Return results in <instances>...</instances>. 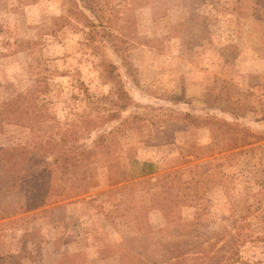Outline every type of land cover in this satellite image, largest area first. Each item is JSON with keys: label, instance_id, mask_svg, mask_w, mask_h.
I'll use <instances>...</instances> for the list:
<instances>
[{"label": "rangeland", "instance_id": "rangeland-1", "mask_svg": "<svg viewBox=\"0 0 264 264\" xmlns=\"http://www.w3.org/2000/svg\"><path fill=\"white\" fill-rule=\"evenodd\" d=\"M87 17L106 28L92 45ZM102 61L116 64L132 100L77 147L114 128V159L92 170L84 189L68 180L80 169L57 177L36 165L2 196L0 264L13 255L21 264H149L240 220L263 237L264 0H0V105L38 89L25 118L0 121V148L45 142L89 112L106 118L116 106L105 99L115 95ZM212 118L258 138L221 156L223 181L206 188L196 164L207 158L193 153L211 142ZM31 155L54 156L36 145ZM142 162L179 170L188 186L180 219L150 208L162 186L138 176ZM110 175L126 177L125 186L113 190L122 184L110 185ZM241 253L264 264V239Z\"/></svg>", "mask_w": 264, "mask_h": 264}, {"label": "trees", "instance_id": "trees-1", "mask_svg": "<svg viewBox=\"0 0 264 264\" xmlns=\"http://www.w3.org/2000/svg\"><path fill=\"white\" fill-rule=\"evenodd\" d=\"M97 16V15H96ZM65 17L55 18L57 23ZM85 27L89 28L86 33L87 41L90 45L94 43V34L104 32L106 28H99V24L91 17L85 18ZM101 65L106 71L105 79L113 84L112 92L115 95L105 96L112 106L107 117L97 114L92 117L89 112L81 116V124L78 121H72L65 126H60L58 136H51L45 142L35 144L43 150V153H50L53 156L52 160H48L47 156L34 157L35 145H15L10 147L0 148V200L5 194L12 192L19 182L26 180L32 174V170L37 165L42 171L56 173L57 177H62L70 172L77 173V170L82 171V176L71 178L70 183L80 185L83 189L94 183L91 178V172L99 164L106 166L112 162L115 157V130L111 128L107 134H102L99 137L93 138L90 145L78 148L77 144L82 138H91L94 130L98 129V124L108 119H114L117 112L124 110L130 102L131 96L124 89L123 82L117 70L116 64L113 62L102 61ZM38 89L34 88L29 92L21 93L17 97L10 100L6 105H0V121H17L20 122V117H26L28 107H32L37 99ZM33 102V103H32ZM88 103L91 100L88 99ZM28 119V117L26 118ZM195 123L197 118H194ZM101 121V122H98ZM210 127L212 140L206 146H199L197 152H192L196 159L207 158L202 163H197L198 168H203L201 174L205 175L202 182L206 188H211L222 183L220 167L222 162L219 160L225 153L238 150L247 146L258 138V135L252 132L249 128L240 126L229 121L212 118L206 123ZM83 127V128H80ZM227 155V154H226ZM212 157V159H208ZM153 164L150 162H142L141 170L138 176H146L145 181L151 182L152 178H156L162 188L154 192L151 196L150 208L162 210L168 219L173 220L171 215L179 218L175 211L177 208L187 204L185 190L188 186H182L184 181L179 177V170L163 171L162 173L152 169ZM217 173V176H215ZM172 176V180L168 178ZM126 178V177H125ZM109 177L110 185L122 184L120 187H114L113 190L121 189L127 179ZM176 179V181H174ZM196 182L199 180H195ZM20 182V183H21ZM153 184V183H152ZM182 189V192L178 188ZM177 188V189H176ZM180 219V218H179ZM182 226L195 225L197 220L184 221L180 220ZM250 222L240 220L233 230L226 229L218 232L216 238L209 237L206 242L196 241L191 250H174L173 256H166L163 260H153L149 264H252L244 259L241 253V247L247 242H258L264 239V236L256 234L253 229L247 230L246 227H251ZM249 229V228H248ZM222 242L221 246H218ZM171 248V247H169ZM170 249H168L169 251ZM3 264H21V261L13 255L8 261Z\"/></svg>", "mask_w": 264, "mask_h": 264}]
</instances>
